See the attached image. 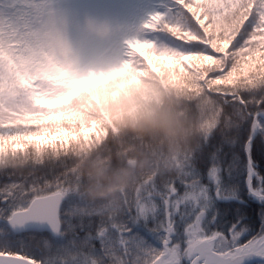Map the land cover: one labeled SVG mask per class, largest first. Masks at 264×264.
I'll return each instance as SVG.
<instances>
[{"label":"snow or ice","instance_id":"6c2138e0","mask_svg":"<svg viewBox=\"0 0 264 264\" xmlns=\"http://www.w3.org/2000/svg\"><path fill=\"white\" fill-rule=\"evenodd\" d=\"M30 2L0 0V264H264V181L252 183L255 168L245 163L254 147L264 163V0H172L174 22L148 18L144 29L196 50L160 51L147 40L129 47L195 61L207 90L243 112L232 118L217 107L216 125L178 175L141 179L107 204L84 199L62 154L91 101L56 79L50 54L31 45ZM258 91L259 99L240 95ZM194 161L207 169L208 186L189 179ZM245 171L247 196L262 207L260 229L242 240L250 229L239 219L227 232L207 227L216 220L207 188L216 200H239L225 187Z\"/></svg>","mask_w":264,"mask_h":264},{"label":"clouds","instance_id":"9594fccd","mask_svg":"<svg viewBox=\"0 0 264 264\" xmlns=\"http://www.w3.org/2000/svg\"><path fill=\"white\" fill-rule=\"evenodd\" d=\"M23 12L36 50L71 64L78 78L96 81L80 89L91 105L62 152L74 164L84 199L118 202L141 179L178 175L216 125V96L196 62L137 51L129 41L118 66L81 72L47 0H31Z\"/></svg>","mask_w":264,"mask_h":264},{"label":"trees","instance_id":"16d2710c","mask_svg":"<svg viewBox=\"0 0 264 264\" xmlns=\"http://www.w3.org/2000/svg\"><path fill=\"white\" fill-rule=\"evenodd\" d=\"M133 11L135 12L132 15L133 27L129 26V30L122 32L119 37L114 41L116 43L115 47H122L123 42L131 41V40H140V41H151L156 46L157 50H171L178 53H186L195 51L196 49L193 46L182 44L180 41L176 40L174 37L169 35L166 32H151L144 29L143 25L148 22V18L153 14H164L165 19L168 22H174L178 13L173 9L171 13L168 12L169 8H172V0H136L133 5ZM143 50V49H141ZM96 81L91 82V84ZM90 84V83H89ZM89 84H86L81 88L87 87ZM260 92H241V98L246 100L259 99ZM217 106L222 108L224 114L226 116L232 118H238L243 109L239 105V103L231 100L230 97H215ZM264 106V105H262ZM254 107V105L249 106V110ZM258 155H261L257 152L256 148H253L252 155V166L255 168V179L253 183H257V177L260 180L264 181V163L258 159ZM240 159V157H238ZM246 163V161H245ZM26 171V169H24ZM247 177V172L239 173L236 181L227 184L225 190L231 192L234 195L239 197V200H216L214 198L215 189L208 187V195L210 200L208 202L209 212L211 210H216V220L212 221L207 225L209 229L214 228L217 231L227 232V229L231 226V224L235 223L237 219L240 220L241 225H247L250 229V232L246 234L252 235L255 231L259 230L261 227V205L255 204L254 201H250L247 196V190L245 187V179ZM189 179H198L200 185H209V181L207 179V169L202 168L200 161H194L189 173ZM179 186V190L181 192L184 191L183 186ZM240 200H243L244 203H240ZM222 209H227L228 211L222 212ZM237 209H239V215H234ZM191 206L186 205L184 208L185 213L190 212ZM211 220V216L208 212L205 213V221ZM239 227V225H238Z\"/></svg>","mask_w":264,"mask_h":264},{"label":"rangeland","instance_id":"374dc122","mask_svg":"<svg viewBox=\"0 0 264 264\" xmlns=\"http://www.w3.org/2000/svg\"><path fill=\"white\" fill-rule=\"evenodd\" d=\"M136 0H47L58 18L62 35L69 46L71 61L81 72L118 65L113 58V38L129 26L133 27L131 8ZM130 21V22H129ZM127 26V28H126ZM133 46V45H132ZM127 44L123 55H127ZM53 61L55 78L85 86L90 80L78 78L72 65Z\"/></svg>","mask_w":264,"mask_h":264},{"label":"water","instance_id":"95a60500","mask_svg":"<svg viewBox=\"0 0 264 264\" xmlns=\"http://www.w3.org/2000/svg\"><path fill=\"white\" fill-rule=\"evenodd\" d=\"M248 166L251 167L250 163L248 162ZM254 176V175H253ZM253 178V177H252Z\"/></svg>","mask_w":264,"mask_h":264},{"label":"flooded vegetation","instance_id":"af4514ba","mask_svg":"<svg viewBox=\"0 0 264 264\" xmlns=\"http://www.w3.org/2000/svg\"><path fill=\"white\" fill-rule=\"evenodd\" d=\"M254 203H256V201L254 200Z\"/></svg>","mask_w":264,"mask_h":264}]
</instances>
